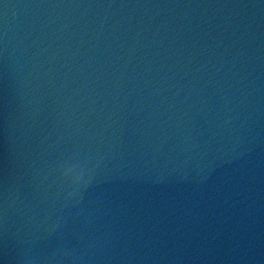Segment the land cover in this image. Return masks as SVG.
Returning <instances> with one entry per match:
<instances>
[{
	"label": "water",
	"instance_id": "1",
	"mask_svg": "<svg viewBox=\"0 0 264 264\" xmlns=\"http://www.w3.org/2000/svg\"><path fill=\"white\" fill-rule=\"evenodd\" d=\"M0 264H264V0H0Z\"/></svg>",
	"mask_w": 264,
	"mask_h": 264
}]
</instances>
